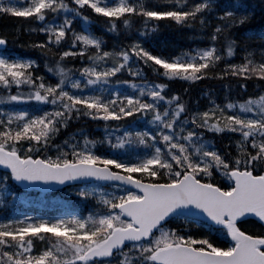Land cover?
I'll return each mask as SVG.
<instances>
[{"label":"snow or ice","instance_id":"1","mask_svg":"<svg viewBox=\"0 0 264 264\" xmlns=\"http://www.w3.org/2000/svg\"><path fill=\"white\" fill-rule=\"evenodd\" d=\"M257 15L264 0H0L25 21L0 30V264H264V29L241 31ZM162 27L195 43L157 51ZM212 80L223 102L189 95ZM68 183L86 213L8 211Z\"/></svg>","mask_w":264,"mask_h":264},{"label":"trees","instance_id":"2","mask_svg":"<svg viewBox=\"0 0 264 264\" xmlns=\"http://www.w3.org/2000/svg\"><path fill=\"white\" fill-rule=\"evenodd\" d=\"M25 21L22 18H8V17H0V30H9V36L11 37V29L15 25H23ZM27 26L33 27V26H39L38 23H29ZM92 28L94 31L99 32V26L98 23H94L92 25ZM262 29H264V19H262L259 15L254 17L246 26L245 29H241V31L251 32V33H258ZM43 39V35H40L38 37ZM21 41L26 40L27 36L21 35L20 37ZM109 45H111L113 37L109 35L107 37ZM152 47L157 51H163L164 53H173L174 51H179L181 48H187L191 44L195 43V41H190L187 39V33L186 32H179L174 31L169 28H163L160 33L157 34L155 39L151 41ZM8 47L12 49L16 54L18 55H25V54H31L36 55L35 52L32 50H25L24 48H17L16 45L12 42V40H9ZM68 61V64H75L76 66H79L80 64V58L77 57H68L66 58ZM68 66V65H66ZM41 70H43V62H41L40 65ZM123 78V77H122ZM221 81H201L200 83H193L191 84V91L189 95L195 97L197 95L201 94V89H203L205 92L208 90H212L216 96L218 97V102H223V97L228 95L227 92H225L221 88ZM257 87V83L255 81L249 82L248 89L243 93V97L246 98V96L249 93H253ZM184 88V84L179 81H173L170 83V89L171 90H178L182 91ZM239 89H236L232 92V96L236 99L241 98ZM79 125H73V127H78ZM87 128L89 132L94 136H102V124H96L93 122H89L87 124ZM213 137L209 136V139H212ZM215 142L219 145H222L225 143V138L217 136L215 138ZM2 174V173H0ZM75 186L69 187L66 191L64 190H57V191H51L47 192L46 194H43L44 196L42 198H39L38 194L36 192L38 191H27V196L29 197L31 202L25 203L23 201L18 202L17 205L14 208L8 209L9 212H17L22 213L24 215H28L30 213L35 214L38 210H41L42 213H46V215L53 216L58 212L65 211L64 205L72 206L75 205L79 211L82 213H86L90 207V202L86 201H79V198L75 197L70 189L74 188ZM9 188L11 190H15L17 192H25L24 190H21L19 187L15 186L13 182L9 184ZM36 196V197H35ZM242 228H254V222L253 221H247L243 222L241 224ZM218 242H221L223 240V236L217 235L215 237Z\"/></svg>","mask_w":264,"mask_h":264},{"label":"water","instance_id":"3","mask_svg":"<svg viewBox=\"0 0 264 264\" xmlns=\"http://www.w3.org/2000/svg\"><path fill=\"white\" fill-rule=\"evenodd\" d=\"M0 170H2V166H0ZM15 183V182H14ZM16 184V183H15ZM18 185V184H17ZM68 185H73V184H71V183H68V184H66V185H56L55 187H53V188H50V189H48V190H53V189H56V188H60V187H65V186H68ZM20 186V185H19ZM22 187V186H21ZM23 188V187H22ZM246 220H248V219H246ZM250 220H253V219H251L250 218Z\"/></svg>","mask_w":264,"mask_h":264},{"label":"rangeland","instance_id":"4","mask_svg":"<svg viewBox=\"0 0 264 264\" xmlns=\"http://www.w3.org/2000/svg\"><path fill=\"white\" fill-rule=\"evenodd\" d=\"M0 173H2V172H0ZM40 197H41V196H40ZM36 215L39 216V215H43V214H42V212H41L40 210H38V212L36 213Z\"/></svg>","mask_w":264,"mask_h":264}]
</instances>
